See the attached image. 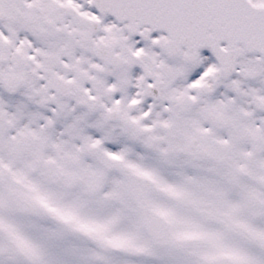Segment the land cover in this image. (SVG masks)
<instances>
[{"label":"snow or ice","instance_id":"1","mask_svg":"<svg viewBox=\"0 0 264 264\" xmlns=\"http://www.w3.org/2000/svg\"><path fill=\"white\" fill-rule=\"evenodd\" d=\"M0 264H264V0H0Z\"/></svg>","mask_w":264,"mask_h":264}]
</instances>
